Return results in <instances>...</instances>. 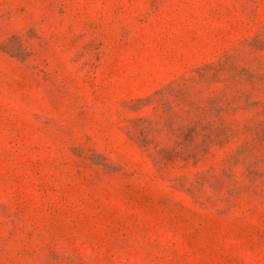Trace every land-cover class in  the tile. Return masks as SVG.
<instances>
[{
	"label": "rangeland",
	"instance_id": "rangeland-1",
	"mask_svg": "<svg viewBox=\"0 0 264 264\" xmlns=\"http://www.w3.org/2000/svg\"><path fill=\"white\" fill-rule=\"evenodd\" d=\"M0 264H264V0H0Z\"/></svg>",
	"mask_w": 264,
	"mask_h": 264
}]
</instances>
